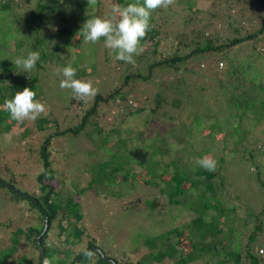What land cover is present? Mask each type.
<instances>
[{"label":"trees","instance_id":"16d2710c","mask_svg":"<svg viewBox=\"0 0 264 264\" xmlns=\"http://www.w3.org/2000/svg\"><path fill=\"white\" fill-rule=\"evenodd\" d=\"M32 1L0 0V18L9 19V24L14 27V39L19 36L15 43L17 55L26 57L33 51L40 54V59L30 73L15 68L14 64L0 70V106L25 87L35 91V99L41 102L45 93L42 73L49 66H55L61 72L63 67L68 66L61 63L57 56L71 43L83 44V37L77 36L83 23L93 17L110 18L114 5L136 2L97 0L93 7L88 6L87 0H75L76 5H73L71 0H61V3L58 0H36L35 5H32ZM105 4L110 6L108 14L104 12ZM173 6L174 4L167 8H158L151 13L150 29L141 40L143 54L134 57L135 64L116 60L115 83H101L105 90H98L91 99H87L88 102L75 98L73 93L69 95L65 111L68 114L69 111H74L77 125L61 130L59 121L51 120L53 122L50 123L47 118L40 116L37 133L44 132L51 125H54L57 131L46 136L42 133L38 146V161L43 170L37 178L39 195L28 197L27 194L16 191L14 184L0 181V187L12 192L10 201L23 208L21 219L12 223L28 221L27 227L20 226L10 234V242L4 245L1 252L0 264H10L12 259L14 260L11 264H264V250L263 254L259 253V248L264 247V140L254 134L264 123V96L262 93H255L256 89L263 92L264 84L251 79L250 86L247 84L246 87L247 80L244 77L247 74L252 75L249 71V59L264 56V0H213L208 10L199 9L193 0H190L186 7L176 14L179 16L178 29L166 32V28L175 18V13H172ZM250 6L254 11L250 10ZM5 26L7 27L6 22L0 29L4 40L11 30V27L9 29V26ZM53 41L54 45L49 47ZM101 41L103 38L98 44ZM242 47L247 51L245 55L240 52ZM161 48L168 53L164 59L155 60L154 57L160 54ZM235 49H238L239 56L230 62L227 60V66L223 69L221 60ZM2 53L0 50V54ZM217 55L221 58L218 57L216 63L211 61L206 65L204 61H200L198 69L190 66L191 62L200 56L213 59ZM125 64H128L126 67L129 66L132 71L122 76V70L119 68ZM69 65L76 69V79L81 80L87 76L85 70L79 68L77 58ZM196 65L195 63L193 66ZM182 66H186V72L191 70L197 82L199 79L202 83L207 82V78L215 79L217 85H209L208 90L206 84L204 86L201 83V88L197 87L196 83L191 85L201 96L213 90V93L225 99L224 102L219 98L218 105L227 104V110L222 105L213 114L206 113L205 116L212 120L207 119L209 125L205 126L204 130L200 129L201 115L198 113L195 114L190 127L180 123V128L177 125L169 128L170 132L165 137H161L165 131L160 129L154 136H149L151 143L146 147L137 145L141 140H145L142 138L145 137V131L115 125L105 135L104 130L99 128L98 136L102 142L96 143L94 149L85 151V157L82 159L79 156L75 158L80 164V172L85 170L91 178L84 188L78 190L77 184H74V187L81 195L92 190L98 195L106 193L109 204L116 202L115 198L120 201L126 196L130 202H125L124 205L120 203V209L125 212L130 210V213L136 215L146 214L151 221L158 220L160 214L156 213L157 210L158 213H163L167 206L185 207L194 214V218L185 223L186 225L175 224L171 227L173 229L150 236L141 235L144 231L146 234L152 232L150 227H139L137 230L141 232L132 237V243L136 246L134 248L142 246L146 250L140 259H133L135 252L129 253L130 247L119 256L111 254L106 247L105 252L102 250L101 240L93 236L85 226V212L81 203L73 195L65 197L49 184L58 175L52 166L51 152L55 150L54 140L67 134L79 136L85 132V128L93 119L98 124L100 112L108 107L111 101L120 99V106L127 103L130 93L136 92L135 85L150 81L156 69L175 68L177 72ZM243 69L247 72H243ZM181 78L184 83L181 88H185L186 79ZM227 78L228 83L234 81L236 86L225 87L224 81ZM6 80H10L8 86L3 84ZM124 88H127V93ZM179 88L178 81H169L168 90L160 89L154 94L153 108L146 109L141 104L137 109L130 110L127 116L141 118L149 110L150 116L147 117H150V120L146 119V125L154 119L164 120L169 115L166 112L167 105L172 104L173 110L182 107V99L172 96L170 102L168 98L172 91H180L182 98H185L187 93H183ZM149 97L151 98L150 95L146 96L147 99ZM223 112L226 119L234 121L232 129L223 122L222 116H217ZM168 118L172 120L175 117L171 114ZM124 121L126 120L120 123ZM17 125L18 122L10 119L9 113L0 108V137L5 133H14ZM30 130L23 127L19 134L24 136L25 133L27 136L26 133ZM198 131L203 133V140L210 141L209 144L198 147L197 139L191 142L190 137ZM111 134L119 137L118 143L109 141ZM85 135L92 137L91 132ZM159 142L160 144H157ZM110 147H115L116 151L113 152ZM210 155L215 162L213 171L205 170L193 162L194 159L199 160ZM104 157L107 159L103 160ZM229 157L234 159V162L230 163ZM232 165L240 169V176L234 177V174H230ZM132 166L137 169V173H133L132 168L129 169ZM1 173L9 175L12 172L9 170ZM141 173L143 174L140 175ZM245 175L250 176V179L254 180L253 183H257L260 188L256 197L250 201L244 200L240 187L235 183V178ZM123 180V188L114 189ZM142 185L151 187V195H155L153 200H148ZM231 195L235 197L234 201L227 202L226 197ZM162 198L168 202L162 201ZM240 209L245 212V218L241 220L242 226L246 230L250 229L245 239L246 230L239 227ZM33 219L36 223L31 225ZM159 222L161 224L162 221ZM12 223H0L1 231Z\"/></svg>","mask_w":264,"mask_h":264},{"label":"rangeland","instance_id":"374dc122","mask_svg":"<svg viewBox=\"0 0 264 264\" xmlns=\"http://www.w3.org/2000/svg\"><path fill=\"white\" fill-rule=\"evenodd\" d=\"M58 1H60L61 3V0ZM189 1L190 0H174L172 13H175V18H173V22H171L172 24H170L166 28V32L178 29L179 16L176 14H178L184 7H186ZM36 2V0H33L32 5H35ZM74 2L75 0H71V3L73 5H76ZM193 2L199 9L208 10L211 7V3L213 2V0H193ZM62 5H64V3H62ZM109 9L110 6L105 4L104 12L106 11L108 14ZM250 10L254 11V8L251 7ZM5 22L7 27L9 26L10 29L11 25L9 24L8 18L7 20L0 18V29L4 27ZM12 29H14V27H11V30L9 31L5 40L3 39L0 32V50H2L3 52L2 54H0V70L5 66H12V60L19 57L17 55V46H15L16 39L19 38V36L14 39V33ZM53 45V43L49 44V47ZM69 48L70 51L68 50ZM243 48L244 47H242L240 52L245 55L247 51L246 49L243 50ZM259 50L261 52L263 51L261 48H259ZM235 51H237V53ZM78 53H82V55H78ZM167 53L168 52L164 48H161L160 54L154 58L155 60L164 59ZM238 56V49H235L234 52H230L228 56L224 57L221 60V62H223L224 64L223 69H225L227 66V60L230 62ZM57 57L61 61V63H65L66 65L74 63L77 58V61H79L80 63L79 68L85 70V72L87 73V76H84L81 80L91 83L93 88L95 89V94L100 89L102 91L105 90V87H101V83L105 81L113 83L116 82V69H114V66L117 63V59L115 58L116 53L107 49L104 46V41H101L100 44H98V42L96 44L83 43L80 45L71 43V45ZM218 57L221 58L220 55H217L213 59L200 56L193 62H191L190 66L192 65L194 69H198L200 61H204L207 65L211 63V61L216 63ZM256 58L257 59H249L252 61H250L251 67H249V71H251L252 75L247 74L246 76H244L247 80L246 87L247 84L248 86H250L251 79L256 83L263 82L264 84V56L261 55L257 56ZM55 59L56 57L54 56L53 60ZM195 63L198 65L195 66L196 68L193 66L195 65ZM126 65L128 64H125V66L123 65V67L121 66L119 68L122 70L120 72L122 76H125L132 71V69L129 66L126 67ZM185 69L186 66H182L177 72L175 68L172 70H162L159 68L156 69L154 76L150 81L143 84L137 83L135 85L136 92L130 93L127 103H124L122 106H120V99L111 101L109 103V106L105 107L103 111L100 112L98 124H96V120L93 119L90 122V125L85 128V132L81 133L79 136L67 134L66 136L56 137V139L54 140L55 150L51 152L53 162L52 166L56 170V173H58V175H56V179L52 182H49V184L54 186V188H56L57 191H60L61 194L65 197L73 195L75 199L81 203L82 210L83 212H85V226L93 234V236L98 237L101 240V247L105 252H107L106 248H108L111 254L119 256L124 252H127L130 247L131 250H129V253L135 252L133 259H140L141 256L146 253V250L143 249L142 246L134 248L136 246H134L132 243V241L134 240V238L132 237L134 235L138 236L141 232L137 230L139 229V227H142L143 229L146 227H150L152 229V232L146 234L144 231L141 234L142 237L145 235L150 236L156 234L157 232L163 233L167 229H173L171 227L175 224L183 225L185 223H189L191 219L194 218V214L185 207L167 206L165 210L162 211L163 213H158L159 211L157 210L156 213L160 214L159 218H157L158 220L151 221V219L147 218L146 214L136 215L130 213V210L128 212H125L123 209H120V203L121 205H124L125 202H130V200L126 196L122 197V199H124V202H122V199L119 201L118 198H115L116 202H114L113 204H109V199L105 195L106 193H101L100 195H98L94 190H92L86 191L83 195H81L77 193L76 188L74 187V184H77L78 190L84 188L88 183V179L91 178V176L85 173V170L80 172V164L75 158L76 156H79L82 159L83 157H85V151L94 149L96 143L102 142V140L100 141V138L98 136L99 128L104 130L103 132L105 133V135H107L115 125H121L126 129L130 128L136 131H145V137H142L145 140H141L137 145L140 147H146V145L151 143L149 141V136H154L158 130L160 131V129H164L165 132L161 137H165L170 132L169 128L175 125L180 128V123H185L190 127L192 120L195 119V114L198 113L201 115L200 129L204 130V127L209 125V120H212L209 117L205 116L206 113L211 115L219 108H221L222 105L224 106L225 110H227V104H222L221 106L218 105L219 98L224 100V102L225 99L213 93V90H211V93H207L209 85H217L218 82L215 81V79L212 80L211 78H207V82L203 83L202 80L199 79V82H197L195 80V76H193L192 72H190L191 70L186 72ZM143 71L145 72L146 69H143ZM243 72H247V70L243 69ZM61 73V70L57 69L55 66H49L48 69L42 73L45 83V93L43 99L41 100V103L45 105V112L42 113L41 116L42 118H47L50 123L53 122L51 120L59 121L58 126L60 127V129L67 130L72 126L77 125L78 123L77 116L74 115V111H69V114L65 111L68 106L69 95H72V92L69 89L60 88V81L63 79L60 78L62 75ZM170 77H172L173 79H169ZM181 77H183V79H186L185 88H181L182 84H184L181 81ZM173 80L178 81L180 86L179 89H181L183 93H187V95L185 94V98H182L183 96L181 95L182 93H180V91H178V93L172 91L168 95L170 102L173 99L171 98L172 96H177L178 98L183 100V102L181 103L182 107L180 109L173 110L172 104L167 105L166 112H168L169 115L172 114L175 117L174 119L169 120L168 115L164 120L156 121L154 119L152 123L150 122L151 124L147 122L148 124L146 125V119L150 120V117H147L148 115L150 116L149 110H147L141 118H137L133 115L127 116L130 110L137 109V106H142L141 104H143L146 109L153 108L155 106L153 103L154 94L157 93L160 89L168 90V82L170 81L171 83ZM227 80L228 78L224 81L225 87L228 86V88H230L231 86H236L234 81L228 83ZM191 83H196V86L199 88H201L202 84H204V86L206 84L207 90L205 92L207 94H203L201 96V94L197 93V91L194 90ZM3 84H6L8 86L10 84V80H6ZM216 88L219 89L217 86ZM126 89L127 88L123 89L125 90V93H127ZM221 91L223 92V89ZM255 93H262V95L264 96V91L261 92L260 89H256ZM148 95H150L151 98L149 97V99H147L146 96ZM88 99H91V97H89ZM88 101L89 100H87V102ZM223 114L224 112L217 116H222L223 122L232 129V127L234 126V121L226 119V115L224 114L223 116ZM39 119L40 117L36 120H25L22 123L18 122L16 131L14 133H5L0 137V181H7L10 185L14 184L16 191L20 192V194L23 195L27 194L26 196L28 197H32L34 194L39 195V183L37 178L43 170L41 163L38 161L40 157L38 155V146L41 142L42 133L43 136H46L47 134L57 131V128L54 125H51L47 127L44 132L37 133ZM122 120L126 121L121 124L120 121ZM261 125L262 126H259L257 130L254 131V134H256L261 140H264V123ZM23 127L25 129H31L29 133H26L27 136L25 135V133L24 136L19 134ZM88 132L92 133L91 138H88V136L85 135V133ZM202 136L203 133H199L198 131L192 137H190V140L191 142H193L195 139H197L198 147L202 144H209L210 141L203 140ZM108 139L111 142H119V137L116 134H111ZM157 144H160V142ZM109 149H112L113 152L116 151L115 147H110ZM238 157L239 155H237V158ZM209 158L214 159L212 158V155H210ZM106 159L107 157L103 158V160ZM215 159H217V157H215ZM165 160L167 161L168 158H166ZM233 160L234 159L229 157L230 163L234 162ZM198 161V159L193 160V162L196 163H198ZM80 163L82 164L81 161ZM228 166H230V164ZM233 166L234 165L231 166L230 174H234V177L240 176V169H237ZM131 168L133 173H137V169L135 167H129V169ZM9 170H11L13 174L11 173L9 175H4L3 173H1L2 171L5 172ZM142 174L143 173H141L140 175ZM80 176L81 178H79ZM64 180H67V182ZM253 182L254 180H251L250 176L248 175L241 176V178H235V183L240 187V194L246 201L253 200V198L256 197V194L260 190L258 184ZM123 185H125L124 180L114 189L120 190ZM141 187L145 190V193H147L148 200H153L155 195H151V187L146 185L145 187L143 185ZM159 195H161L160 192ZM159 195L157 194L158 197ZM10 196H12L11 191L0 187V223H12L21 219L20 217L22 215L23 208L20 205L17 206L13 204L9 199ZM234 198L235 197L232 195L228 196L226 197V201H234ZM164 200L166 199L162 198V201ZM165 202L168 201L166 200ZM32 214L34 216L35 211ZM239 216V227L241 230H243L245 229L243 228V223L241 222V220L245 218V212L243 211V209L239 210ZM159 221H162L161 224ZM35 223L36 222L33 219L31 221V225H34ZM27 224L28 221L25 220L20 224L12 223L9 227L3 228V231H1L2 229H0V257L4 245L10 242V234L15 232L20 226L27 227ZM152 225L154 227H152ZM222 227L224 228V226ZM249 232L250 229L246 230L244 239L246 234H249ZM229 237H231V235H229ZM106 244L109 247H107ZM259 249V253L263 254L261 251L264 250V247H260ZM13 260L14 259H12L9 263L11 264ZM193 264L199 263L196 262Z\"/></svg>","mask_w":264,"mask_h":264},{"label":"clouds","instance_id":"9594fccd","mask_svg":"<svg viewBox=\"0 0 264 264\" xmlns=\"http://www.w3.org/2000/svg\"><path fill=\"white\" fill-rule=\"evenodd\" d=\"M87 3L88 6L94 7L97 0H87ZM173 3L174 0H136L127 5H114L110 18H88L77 36H82V42L85 44H96L103 38L104 46L116 53L117 60L135 64L134 57L144 52L141 40L150 29L151 13L158 8H167ZM68 50L70 51V48ZM39 59V52L33 51L26 57L15 58L12 62L15 68L30 73ZM61 74L63 79L60 81V88L71 90L75 98L86 102L89 97L95 95L91 83L75 78L76 69L71 65L63 67ZM35 97L36 92L25 87L22 91H17L12 99H6L0 108L8 112L10 119L14 121L22 123L25 120H36L45 112V105ZM198 165L209 171L215 169V162L207 156L200 158Z\"/></svg>","mask_w":264,"mask_h":264},{"label":"water","instance_id":"95a60500","mask_svg":"<svg viewBox=\"0 0 264 264\" xmlns=\"http://www.w3.org/2000/svg\"><path fill=\"white\" fill-rule=\"evenodd\" d=\"M41 252H42V255H43V248H41Z\"/></svg>","mask_w":264,"mask_h":264},{"label":"built area","instance_id":"2783aa9c","mask_svg":"<svg viewBox=\"0 0 264 264\" xmlns=\"http://www.w3.org/2000/svg\"><path fill=\"white\" fill-rule=\"evenodd\" d=\"M261 252L263 253V250Z\"/></svg>","mask_w":264,"mask_h":264},{"label":"bare ground","instance_id":"6f19581e","mask_svg":"<svg viewBox=\"0 0 264 264\" xmlns=\"http://www.w3.org/2000/svg\"><path fill=\"white\" fill-rule=\"evenodd\" d=\"M40 241V240H39Z\"/></svg>","mask_w":264,"mask_h":264}]
</instances>
